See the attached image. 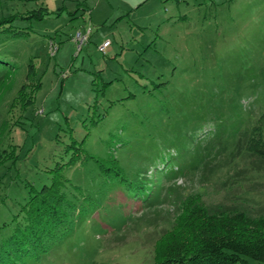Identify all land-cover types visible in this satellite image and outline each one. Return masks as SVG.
Segmentation results:
<instances>
[{"label":"rangeland","instance_id":"1","mask_svg":"<svg viewBox=\"0 0 264 264\" xmlns=\"http://www.w3.org/2000/svg\"><path fill=\"white\" fill-rule=\"evenodd\" d=\"M70 2L0 0V21L13 17L0 31V153L15 147L0 159V245L53 183L72 208L28 264H154L191 197L264 215V165L244 150L264 113V0H149L123 21L112 1L79 49L89 19ZM37 80L33 103L13 107Z\"/></svg>","mask_w":264,"mask_h":264},{"label":"trees","instance_id":"2","mask_svg":"<svg viewBox=\"0 0 264 264\" xmlns=\"http://www.w3.org/2000/svg\"><path fill=\"white\" fill-rule=\"evenodd\" d=\"M12 21L13 17L1 19L0 31L11 32L8 25ZM12 36L20 37L21 33ZM33 74L31 68L26 78ZM40 85L39 80L23 85L12 106L31 105ZM263 124L264 113L246 138L244 150L264 165ZM9 147L12 149L1 152L0 159L4 154L14 156L15 147ZM68 207L72 205L54 183L30 197L23 206V224L0 245V264H28L47 255L50 243L66 227L64 209ZM155 253L154 264H264V215L210 211L198 198L191 197L185 201L173 229L157 243Z\"/></svg>","mask_w":264,"mask_h":264},{"label":"crops","instance_id":"3","mask_svg":"<svg viewBox=\"0 0 264 264\" xmlns=\"http://www.w3.org/2000/svg\"><path fill=\"white\" fill-rule=\"evenodd\" d=\"M112 1H114L117 5H119L118 0H72V2L69 3V6L71 7L69 8L67 7L68 8L67 12L69 13V15H74L73 19L77 17H81V19L82 18L87 19L85 18V16H87L89 22L87 23L86 21H84L82 24L83 25L82 31L87 32L88 30L91 31L90 29L91 25L100 27L99 24H104L105 26L106 24L105 22H107L106 20L110 19L107 17V14H110L109 9L112 8V3H111ZM148 1L149 0H134V1L132 0L126 2V0L125 1L123 0V4L121 5H125V7H123L125 9L122 8L123 10H119L120 12L118 13L119 16L117 18L123 21L124 17L134 15V11H137L140 6L141 7L145 6L146 3L148 4ZM160 4L161 7L167 5V4L163 5L161 2ZM64 5L65 4H62L60 6H57L56 8H60L59 10H62ZM163 17L165 16H160L159 14H156L154 20H159V22H162Z\"/></svg>","mask_w":264,"mask_h":264},{"label":"built area","instance_id":"4","mask_svg":"<svg viewBox=\"0 0 264 264\" xmlns=\"http://www.w3.org/2000/svg\"><path fill=\"white\" fill-rule=\"evenodd\" d=\"M91 31L88 30L87 32H85L84 34L82 33H78L76 35V37L73 39V41L78 44V49L86 42V40L88 39L89 35H90ZM109 43L106 42L104 43L102 46L99 47V51L101 52H105L106 48L108 47ZM52 50H57L56 47H54L53 45H51Z\"/></svg>","mask_w":264,"mask_h":264}]
</instances>
